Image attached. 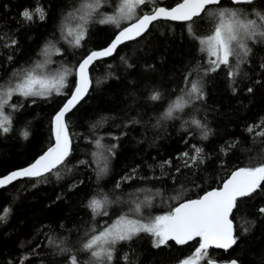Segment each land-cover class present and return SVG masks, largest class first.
Wrapping results in <instances>:
<instances>
[{"label": "trees", "instance_id": "trees-1", "mask_svg": "<svg viewBox=\"0 0 264 264\" xmlns=\"http://www.w3.org/2000/svg\"><path fill=\"white\" fill-rule=\"evenodd\" d=\"M179 1L146 2L137 8V16ZM80 2L0 0V85L5 87L11 77L18 79L16 73L41 60V50L49 42L61 50L51 57L53 67H73L68 87L62 89L67 95L52 93L47 99L23 100L15 96L8 102L5 109L11 130L0 133V176L31 163L48 148L51 119L73 88L76 65L88 52L108 44L119 30L97 22L115 14L120 3L107 0L99 9L103 15L86 25L81 47L60 42L61 21ZM222 3L249 13L252 9L264 12V0L240 6L228 0ZM37 6L44 9L45 20H22L25 9ZM211 26L202 14L195 18L194 32L206 36ZM13 39L18 43L9 46ZM248 47L251 51L240 57L238 68L237 58H231L237 73L233 78L223 65L205 73L211 66L209 57L189 34L187 23L158 21L142 37L119 47L111 58L96 62L90 69L87 97L66 117L71 139L67 160L46 176L20 180L0 190V213L9 209L6 220L0 221V264H69L71 255L86 264L89 254L79 250L85 233L91 235V229L99 230L109 217L127 213L135 202L148 197L151 204L142 206L145 214L168 213L179 202L220 187L233 171L264 162V41L257 37L256 43L248 41ZM185 76L199 80L203 99L190 101L175 114L176 119H160L168 103L182 94L181 89L190 87ZM156 91L162 98L152 101L150 96ZM11 105L23 106L14 110ZM98 138L104 145H116L114 155H109L107 174L100 178L92 155ZM196 148L201 151L193 162ZM118 181L119 189L115 187ZM98 194L110 200L119 197L120 202L108 206V217L93 219L87 204ZM237 204L231 216L237 243L227 252H209L210 258L264 264V213L259 211L264 208V191L257 189ZM151 239L152 235L140 233L122 242L112 264H168L177 257L191 258L199 245L197 238L183 246L153 249ZM201 263L206 264L205 259Z\"/></svg>", "mask_w": 264, "mask_h": 264}, {"label": "snow or ice", "instance_id": "snow-or-ice-1", "mask_svg": "<svg viewBox=\"0 0 264 264\" xmlns=\"http://www.w3.org/2000/svg\"><path fill=\"white\" fill-rule=\"evenodd\" d=\"M104 3H107V0H81L79 7L69 12L61 21L59 31L72 47H81V41L85 38V26L94 18L103 15L99 9ZM145 3L146 0H120L114 15L103 16L97 20L102 25H115L119 31L106 48L89 52L76 66L74 90L71 91L70 98L62 104L51 121L55 145L29 167L13 171L0 178V187L11 184L22 177L43 176L63 162L70 152L66 116L88 92L90 64L101 58L112 56L121 44L142 35L154 21L166 19L188 22L189 34L198 41L200 51L206 52L209 57L211 66L205 70V73L216 72L223 65L229 69L227 75L230 79L237 74L230 63L231 58H237L236 68H238L240 57H246L251 51L248 41L256 43L257 37L264 41V12L256 9H252L249 13L246 9L223 6L222 0H183L170 10L155 7L151 12L137 16V8ZM230 3L237 6L252 5L254 0H230ZM202 14L209 18L212 26L206 36L199 37L194 32V24L195 18L201 17ZM21 17L22 20L29 22L35 17L43 21L46 14L42 7L37 6L34 10L25 9ZM133 19L132 24L121 28V21ZM72 21L78 22L73 26ZM17 43L13 39L9 46H15ZM60 54L61 50L49 42L41 50L40 55L43 59L24 69L22 73L15 74L18 80L14 85L6 89L0 85V133H8L11 130V120L9 116L4 115L3 110L14 94L24 98L39 97L42 99L49 98L53 92L58 96L67 95L62 89L68 87L66 79L68 75L73 74V70L66 67L55 71L49 69L53 63L51 57ZM189 76H185V84H190V87L181 89L182 94L168 103L160 119H176L178 117L175 114L182 112L190 101L203 99L199 80H190ZM161 98L162 94L158 91L150 96L152 101H159ZM22 106L11 105L14 110ZM192 123L197 127H202L197 120H193ZM203 135L206 138V130ZM23 136L27 138L28 133L25 131ZM94 143L97 151H94L92 155L97 163V176L100 178L107 174L109 155H114L113 149L116 145H104L99 138ZM200 151L199 148L195 149L196 155L191 157L193 162L196 161ZM183 155L188 156V153ZM80 163L86 162L81 161ZM128 179L131 177L123 178L125 181ZM120 186L121 182L118 181L115 187L119 189ZM257 189L264 191V162L254 167L239 168L233 171L230 179L223 183L222 188L207 192L201 198L180 202L166 215H158L147 221L137 218L142 213V206L151 204V200L145 197L144 201L135 202L134 207H130L127 213L120 214L114 220L109 217V221H105L99 230L93 227L91 235L85 233L87 238L82 241L79 250L89 254L86 264H112L115 246L120 242L131 240L140 233L152 235L155 238L153 246L156 248L166 245L170 240H174L177 245H183L199 237L200 243L196 249L198 255H206V250L212 246L227 250L235 245L238 239L234 235L233 222L229 219L233 210L238 208L237 200L239 197L250 196ZM119 202V197L110 200L107 195L98 194L89 200L87 207L91 210L93 219L96 216L108 217V206ZM259 211L264 213V208ZM8 213L9 209L5 208L0 213V221H5ZM61 251L64 252L67 249L61 248ZM123 260L127 262L128 257L124 256ZM69 264H80L76 255L69 257ZM178 264H193V262L185 259L178 261ZM208 264H212V261L209 260ZM230 264H238V262L233 260Z\"/></svg>", "mask_w": 264, "mask_h": 264}, {"label": "water", "instance_id": "water-1", "mask_svg": "<svg viewBox=\"0 0 264 264\" xmlns=\"http://www.w3.org/2000/svg\"><path fill=\"white\" fill-rule=\"evenodd\" d=\"M229 2H230V0H228ZM183 2V0H180L178 3H176V4H174V5H172V6H170V7H166V6H163V5H158L157 7H163V8H165V9H168V10H170L171 8H174L177 4H179V3H182ZM152 11V10H151ZM150 11V12H151ZM149 13V12H148ZM144 14H147V13H144ZM144 14H141V15H144ZM141 15H139V16H141ZM158 21H168V22H172V23H181V24H184V23H188V22H185V21H173V20H166V19H159V20H157V21H154L152 24H154L155 22H158ZM134 22V20L133 21H131V22H129V23H127V24H125L123 27H127V26H129L130 24H132ZM152 24H150L149 26H148V29L150 28V26L152 25ZM123 27H121V28H123ZM119 31V30H118ZM117 31V32H118ZM148 31V30H147ZM147 31H145L144 33H142V35H140V36H137L135 39H132V40H126L123 44H121L119 47H121V46H123L124 44H127V43H130V42H133V41H135V40H137V39H139L140 37H142ZM116 32V33H117ZM115 33V34H116ZM115 34L113 35V37H112V39L109 41V43L108 44H106L104 47H101V48H99V49H95V50H102V49H104V48H106L110 43H111V41L114 39V36H115ZM118 47V48H119ZM117 48V49H118ZM93 51V50H92ZM91 52V51H90ZM89 53V52H88ZM87 53V54H88ZM86 54V55H87ZM115 54V53H114ZM113 54V55H114ZM112 55V56H113ZM112 56H110V57H105V58H101L100 60H97V61H94L92 64H90V66H89V80H90V85H89V88H88V92H87V94L84 96V98L76 105V107L87 97V95H88V93H89V91H90V88H91V79H90V69H91V67L96 63V62H99V61H103V60H107V59H109V58H111ZM84 58V57H83ZM82 58V59H83ZM81 59V60H82ZM78 65V64H77ZM76 65V66H77ZM76 68V67H75ZM75 80H76V77H75V75H74V85H75ZM74 85H73V88L71 89V91L72 90H74ZM71 91H70V93H69V95L67 96V98L65 99V101L64 102H66V100L68 99V98H70V94H71ZM63 102V103H64ZM62 106V105H61ZM75 107V108H76ZM74 108V109H75ZM73 109V110H74ZM59 110V109H58ZM57 110V111H58ZM72 110V111H73ZM56 111V112H57ZM71 111V112H72ZM70 112V113H71ZM70 113H68L67 114V116L70 114ZM55 115V114H54ZM53 115V116H54ZM66 116V117H67ZM53 118V117H52ZM51 121H52V119H51ZM69 133V132H68ZM51 139H52V141H51V144L48 146V148L47 149H45V151L41 154V155H39L37 158H35L31 163H29V164H27V165H25L24 167H21V168H18V169H15V170H13V171H17V170H21V169H24V168H27V167H29L31 164H33V163H35V161L37 160V159H39L42 155H44L47 151H48V149L50 148V147H52V146H54L55 145V138H54V136H53V134H52V129H51ZM69 139H70V136H69ZM70 152H71V139H70ZM70 152H69V154L64 158V160H63V162L62 163H59V164H57V166L55 167V168H53L52 170H51V172L52 171H54V170H56L59 166H61L66 160H67V158L69 157V155H70ZM13 171H10V172H8V173H6V174H4V175H2V176H0V178H2V177H4V176H7V175H9V174H11ZM51 172H47V173H45L43 176H46L47 174H49V173H51ZM233 173V172H232ZM232 173H230V175L222 182V184L220 185V187H218V188H214V189H211V190H208V191H206L205 193H203L201 196H199L198 198H201V197H203L207 192H210V191H213V190H216V189H220V188H222L223 187V183L226 181V180H228V179H230V177H231V175H232ZM43 176H40V177H32V178H28V177H22V178H19V179H16V180H14L11 184H8V185H6V186H4V187H0V190H2V189H4V188H6V187H8V186H10V185H12L13 183H15V182H17V181H20V180H24V179H37V178H41V177H43ZM253 194V193H252ZM251 194V195H252ZM245 197H247V196H245ZM245 197H239L238 198V200H240V199H242V198H245ZM198 198H195V199H198ZM195 199H189V200H195ZM184 201H187V200H184ZM181 202H183V201H181ZM180 203V202H179ZM178 203V204H179ZM177 204V205H178ZM177 205H175V206H177ZM234 211V210H233ZM231 216H232V214L230 215V217H229V219L230 220H232L231 219ZM233 222V221H232ZM233 231H234V235H235V228H234V223H233ZM199 239V243H200V238L199 237H196V238H194V239H192V240H189L187 243H185V244H183V245H186V244H190V243H192L194 240H196V239ZM168 242H172V243H174V244H176L175 243V241L174 240H170V241H168ZM233 247V246H232ZM231 247V248H232ZM231 248H229V249H227V250H225V249H217V248H215L214 246H212V247H209L207 250H215V251H218V252H227V251H229ZM231 261H233V260H230V261H228V262H217V261H212V264H230V262ZM208 264V263H207Z\"/></svg>", "mask_w": 264, "mask_h": 264}, {"label": "rangeland", "instance_id": "rangeland-1", "mask_svg": "<svg viewBox=\"0 0 264 264\" xmlns=\"http://www.w3.org/2000/svg\"><path fill=\"white\" fill-rule=\"evenodd\" d=\"M152 1H156V0H146V2H152ZM119 6V5H118ZM109 15H111V14H109ZM114 15V14H113ZM136 15H137V10H136ZM107 16V15H106ZM94 20V19H93ZM134 20V19H133ZM130 21H132V20H124V21H121V25H123V24H125V23H128V22H130ZM78 21H72V25L73 26H75V23H77ZM86 27V26H85ZM68 39H71V38H68ZM59 41L60 42H68V40L67 39H65L64 38V36L62 37V35H60V37H59ZM69 46H70V44H69ZM43 59V58H42ZM70 68V69H72L73 67L71 66V65H66V64H63V65H61V67L60 68H55V67H53V64H51L50 66H49V69L50 70H52V71H55V70H58V69H62V68ZM68 77V76H67ZM17 80L18 79H16V77H11L10 79H9V81H8V83H7V85H5V89L7 88V87H9L10 85H14L16 82H17ZM67 80V79H66ZM54 93V92H53ZM15 96H17L19 99H21V100H23L22 98H24V97H21V96H19V95H16V94H14L12 97H11V99L13 98V97H15ZM10 99V100H11ZM9 100V101H10ZM5 107H6V105H5ZM5 107H4V115H7V111H6V109H5ZM12 110V109H11ZM8 116V115H7ZM167 214V212H163V213H155L154 211H152L150 214H148V213H144L143 212V209H142V213H141V215H140V217H137V218H141L142 220H144V221H147L148 219H150V218H154L155 216H158V215H166ZM114 220V219H113ZM102 225H104V223H102ZM150 235V234H149ZM135 237V236H134ZM153 237V236H152ZM133 239V238H132ZM130 241V240H129ZM126 242H128V241H125V243ZM122 242H120L119 244H117L116 246H115V249L121 244ZM203 259H205V261H207V255H198L197 254V251L195 250L194 251V255L191 257V258H188L187 260H191L192 262H193V264H202L201 262H202V260Z\"/></svg>", "mask_w": 264, "mask_h": 264}, {"label": "flooded vegetation", "instance_id": "flooded-vegetation-1", "mask_svg": "<svg viewBox=\"0 0 264 264\" xmlns=\"http://www.w3.org/2000/svg\"><path fill=\"white\" fill-rule=\"evenodd\" d=\"M178 3V2H177ZM155 238L154 237H152V239H151V247L153 248V249H158V248H156V247H154L153 246V240H154ZM123 242H125V241H123ZM173 247V246H183V245H177V244H174V243H172V242H168L166 245H162L161 247H159V248H167V247ZM198 247H199V245H198ZM118 248V247H117ZM116 248V249H117ZM116 249H115V252H116ZM115 252H114V256H115ZM209 252L210 253H212V255H214L216 252H218V251H215V250H206V255H207V261H206V264L208 263V261L209 260H211V261H217V260H213V259H211L210 258V254H209ZM188 259V258H187ZM181 260H185V259H182L181 257L179 258V257H177L175 260H173V261H171V262H169L168 264H178V261H181ZM217 262H225V261H217Z\"/></svg>", "mask_w": 264, "mask_h": 264}]
</instances>
